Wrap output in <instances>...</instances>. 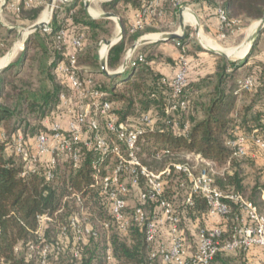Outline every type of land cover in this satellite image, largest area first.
I'll return each mask as SVG.
<instances>
[{"label": "trees", "instance_id": "16d2710c", "mask_svg": "<svg viewBox=\"0 0 264 264\" xmlns=\"http://www.w3.org/2000/svg\"><path fill=\"white\" fill-rule=\"evenodd\" d=\"M38 1L41 4L30 7H25L22 2L18 19L28 25L36 23L47 3V0ZM150 1L111 0L101 4L103 12L115 14L122 25V37L107 53L109 71L122 66L131 46L144 35L168 32L167 29L160 31L158 27L177 23L181 7L175 6L172 0H162L149 22L133 30L126 17L127 10L139 12ZM182 1L184 5L204 3L217 14L222 12L226 19L225 35L264 16V0ZM59 7L62 10L54 8L52 12L48 31L40 29L27 36L21 53L0 73V264H38L40 250L45 245L49 248L46 257L54 256V264H161L159 259L151 258L155 245L146 242L144 228L132 224L126 232L119 231L104 197L92 187L94 174H103L104 167L114 162L111 153L103 155L88 150L80 141L75 145L79 167L73 169L70 157H59L51 180L46 179L42 164L24 174V164L14 153L16 136L21 135L28 145H32L37 135L48 131L41 121L50 116L58 123L57 117L64 111L61 97L77 93L57 71L58 65L66 63V55L71 52H76V66L85 88L86 82L90 81L86 97H91L93 92L101 94L99 106L92 109L91 117L110 142L115 135L106 130V115L115 116L118 124L134 121L137 125L142 115L150 114L154 118L153 128H145L139 135L135 151L142 166L160 171L170 163L180 162L179 155H199L215 164L216 173L212 179L217 188H228L232 194L241 195L264 215V180L259 174L248 177L244 169L248 165L253 167L256 161L251 157H234L228 144L238 135L250 137L255 130L264 133V61L255 59L257 44L242 60L215 55L214 73L197 81L187 80L179 95L180 100L187 103V110H179L172 117L166 115V109L172 103L168 81L150 65L155 56L161 57L153 50L158 44L139 47L129 59L124 75L108 78L99 73L98 51L104 41L114 36L115 23L88 17L83 0L59 4ZM60 31H65L68 42L74 37L80 38L81 49L75 51L69 43L67 49L62 47L57 40ZM16 34L14 30L0 33V58L9 50ZM191 39L187 30L184 39L173 42L186 55L203 51ZM188 46L191 51H187ZM250 60L253 64L247 66ZM84 73L89 75L84 77ZM100 77L102 79H98ZM246 78L253 82L249 90L240 87ZM239 100L248 103L240 107ZM104 102L109 104L105 116L101 114ZM169 118L175 119L179 128L187 125L185 133L174 131L166 123ZM88 135L91 137L92 133ZM121 149L125 151L124 147ZM183 181L182 175L169 176L165 197L177 204L174 199L180 194L177 211L183 228L187 221L197 222L198 228H207L204 199L193 197L192 206L182 204L186 194V189L181 188ZM74 193L79 195V201L72 198ZM227 204V220H220L215 225L222 230V241L232 239L240 216L238 205L231 201ZM132 211L128 212L131 214ZM42 215L51 221L40 230L38 217ZM73 218L81 220L82 227H92L96 237L88 236L85 242L81 240L76 245L70 234ZM63 228L66 230L64 236L60 233ZM162 238L163 235L159 239ZM62 240L71 249L61 248ZM73 247L78 252L77 257L72 252ZM249 252L219 253L212 264H248L246 255Z\"/></svg>", "mask_w": 264, "mask_h": 264}, {"label": "built area", "instance_id": "2783aa9c", "mask_svg": "<svg viewBox=\"0 0 264 264\" xmlns=\"http://www.w3.org/2000/svg\"><path fill=\"white\" fill-rule=\"evenodd\" d=\"M34 1L22 0L25 7H30ZM161 1L151 0L148 6L139 11L132 24V29L140 28L148 23L150 18L156 14ZM172 2L175 6H180L182 0H172ZM19 10V7L14 8L16 13H19ZM218 15L222 25L225 26L224 15L220 11ZM44 30L48 31L47 28ZM57 40L66 49L68 43L75 51L81 49V39L74 37L68 42L65 31L59 32ZM75 53H68L66 63H61L57 67V71L67 79L70 88L80 96L77 97L78 104L74 105L75 107L70 97H61V104L66 115L69 116L67 129L64 130L58 123H52L47 127V132H42L35 137L32 145H28L21 135L14 138V153L24 164V174L33 172L38 164H42L46 179L51 180L54 177L53 170L59 157H70L73 169L78 168L80 158L75 145L82 141L88 150L100 152L103 155L109 152L113 155L114 162L104 167L103 174L99 172L94 174L92 187L97 188L99 196L104 197L119 231L126 232L132 224L144 228L146 242L149 245H155L151 253L152 259H159L161 264H212L219 253H231L238 250L249 252L257 248L262 250L264 261V215L252 202L241 195L232 194L228 188L219 189L215 186L212 179V175L215 174V164L204 160L199 155L189 154L185 161L170 163L160 171H151L142 166L135 151L139 135L145 128H153L154 118L150 114L142 115L137 125L129 127L122 123L118 124L115 116L106 115L109 104L104 102L101 114L106 115V130L114 134L115 138L110 142L100 132L99 125L91 117V113L92 109L98 108V102L102 97L101 94L95 92L90 94L91 97H86L90 81L86 82L85 88L79 78ZM188 72L189 63L182 52L177 60L175 75L171 80H167L171 89L170 101L172 102L166 109L168 116L173 117L177 111L187 110V103L181 101L179 95L186 85ZM252 85L253 82L249 78L240 83V87L244 90L251 89ZM166 123L179 134H184L187 130V125L179 128L173 118L166 120ZM88 133H92V136L90 137ZM82 136L85 139H82ZM228 144L233 149L234 157H258L264 167V133H257L255 130L250 137L238 135ZM121 147H124V152ZM45 155L49 157L44 162L42 159ZM204 166L207 168H203ZM172 174L184 177L181 188L186 189V194L182 204L192 206L193 197H201L207 207L208 219L226 221L229 214L227 202L231 201L238 205L240 216L231 240L222 241V230L218 227L199 228L198 232H195V248L191 254L189 253L180 215L172 201L165 197L167 178ZM131 194L135 195L136 205L130 214L128 198ZM72 198L80 200L76 193L72 194ZM148 205L153 207L151 214L145 210L144 206ZM50 221L51 219L46 215L39 216V229L41 230ZM70 227L79 235L86 234L92 237L97 235L92 227H81L74 219H71ZM62 234H65V228L62 229ZM162 235L166 236L167 240L164 241L163 238L160 240ZM47 249L48 246L42 249L43 256ZM74 256H78L77 251ZM41 264H45L44 259Z\"/></svg>", "mask_w": 264, "mask_h": 264}, {"label": "crops", "instance_id": "0c3cea01", "mask_svg": "<svg viewBox=\"0 0 264 264\" xmlns=\"http://www.w3.org/2000/svg\"><path fill=\"white\" fill-rule=\"evenodd\" d=\"M21 3H22V0H0V24L2 25V29L0 30V33L5 34L7 30H14L18 34L20 29H22L23 27H29L30 26L26 22H22L21 20H19L18 19V13H16L14 11V8L20 7ZM102 3H104V2H99V3L93 2L91 4L89 10H90V14L92 16H97L101 13H104L102 8H101ZM34 4L36 5V4H41V3L38 0H35L32 3V5H34ZM59 4H62V3H59ZM59 4H57V5L55 4V6H56L55 8H57V9L60 8ZM62 5H67V4H62ZM60 9L62 10V8H60ZM187 9H188L187 12H189L195 18V20L193 18V23H191L190 21H184L186 26H190V27L194 26L195 27L194 23H195V21H197L199 23L198 32L200 30V33H202V30H203V32L207 33L208 35H210L212 37H219V38L225 37V34L223 33V27L224 26L222 25V23L220 21V17L218 16L216 11L210 9L204 3L189 4V8H187ZM137 13L138 12L136 10H133L131 8H129L127 10L126 17H127L128 22L130 24L134 23ZM111 21H113V20H111ZM113 22L116 24L115 21H113ZM255 24H254V26H255ZM116 25H115V28H118V26L116 27ZM254 29H255V27L251 30L250 35L254 32ZM118 32H119V29H118ZM17 34H16V36H17ZM148 35H150V34H148ZM250 35H248L247 38ZM143 37H145V36H143ZM15 39H16V37H15ZM15 39L13 40L12 45H13ZM254 44H257V49H258V53L255 56V59L264 61V49L259 51L260 50L259 49L260 44H263V46H264V33L260 34L258 41H256ZM12 45H11V47H12ZM147 45H149V44H147ZM11 47L9 48V50L11 49ZM103 47H105V46H103ZM214 47H217V46H214ZM102 48H100L98 51L99 58H101L102 55L104 54V53H102ZM188 48H190V47L188 46L187 49ZM201 48H202V46H201ZM234 49L235 48H233V50ZM153 50L156 53L160 54L161 57L155 56V59L152 62H150V65L152 66V68L156 72H158L166 80H168V81L171 80L173 78V76L175 75V72L177 71V60L181 54V52L176 47V43L174 44L172 41L160 43L157 46H155L153 48ZM8 51L4 54V56L8 53ZM18 55L19 54L17 51L16 57L11 62H13L17 58ZM4 56H2L0 58V63H1ZM185 56H186V59L189 63V72L187 75V80L189 82L190 81H197L198 79L210 76L214 73L215 64H216V56L214 54L206 52L203 49V51L194 52L193 55H190L187 53V55L185 54ZM194 57H196V58L194 59ZM240 60H242V59H240ZM252 64H253V61L250 60V61H248V63L246 65L251 66ZM88 75H89V73L83 74L84 77H87ZM68 97L71 98L73 106L78 104L77 97H80V96L77 93L71 92V94H69ZM240 102H241V100L238 101V104H240ZM57 122L60 124V126L64 130L67 129L68 123H69V116L66 115L65 109L63 111V114H61V116L57 117ZM82 139H85V137L82 136ZM48 157H49V155H45V156H43L42 160L45 162V160H47ZM256 163L262 165L261 160L260 161L256 160ZM132 196L135 197V195H132ZM262 199L264 200V193L262 194ZM131 202L132 201L129 199L128 205H130ZM219 222H220V219H208V220H206V226H207V228H212L215 225H217ZM186 224H187L186 227L183 228V226H182V229H183V232H184V229L186 231V233L184 232V235L186 238L187 248L189 250V253L191 254L193 252V250H191V247L188 244V237L192 236L193 238H195V229H197L199 227V225L197 222H194V221H187ZM163 240L164 241L167 240V237L163 236ZM246 261L248 264H264L263 263V255H262L261 250L255 249V250L247 253Z\"/></svg>", "mask_w": 264, "mask_h": 264}, {"label": "water", "instance_id": "95a60500", "mask_svg": "<svg viewBox=\"0 0 264 264\" xmlns=\"http://www.w3.org/2000/svg\"><path fill=\"white\" fill-rule=\"evenodd\" d=\"M56 1H58L62 4H68L73 0H48L47 7H46V18H45V20H43V19L39 20L36 23L32 24L31 26L26 27V28H22L19 30L11 49L3 57V59L0 63V73L16 57V48L19 45H23L27 36H29L30 34H32L33 32H35L37 30L46 29L49 27V23L51 20L52 12L55 8ZM108 1H111V0H84V11L86 12L88 17H90L92 19L113 20L116 22L118 29H119V32H118L116 38L106 40L103 42L104 46L106 47V50H105L104 54L102 55V57L100 58V71H99V73L108 77V78L113 79V78H117V77L124 75V73L126 72L127 67H128V60L138 47L143 46V45H147V44H160V43H165V42H170V41H180V40L184 39V37L186 35V25L184 23L183 12L188 11V9H183L179 13L180 33H163V34L157 35L154 38H148L147 36L140 38L138 41H136L134 43V45L131 46V48L127 52L126 59L124 60L122 66L118 70L111 72L107 68V53L110 50V48L113 45H115L120 40V38L122 37L121 22H120L119 18L113 13H101L97 16H92L90 14V10H89L90 6L93 2H108ZM198 28H199V25H198V22L196 21V23H195L196 34H198ZM263 30H264V16L257 22L255 29H254V32L240 46L235 48L230 54H227L226 52H224L220 49L208 47L204 44L201 46L206 52H209V53L214 54V55L222 56V57H225L228 59L236 57L237 54L243 48L247 47L248 48L247 52L245 53V55L242 58H240V59H244L249 54V50L252 48L254 43L256 41H258L259 36Z\"/></svg>", "mask_w": 264, "mask_h": 264}, {"label": "rangeland", "instance_id": "374dc122", "mask_svg": "<svg viewBox=\"0 0 264 264\" xmlns=\"http://www.w3.org/2000/svg\"><path fill=\"white\" fill-rule=\"evenodd\" d=\"M47 3H48V0H47ZM47 3H46V5L44 6V9H43V11H42V14H41V16H40V18H39V20H42V18H43V15L45 14V12H46V7H47ZM60 2H58V1H56V5L57 4H59ZM96 3V2H95ZM99 3V2H98ZM178 7H181V10H180V12L183 10V9H187V8H189V5H184V2L182 1V3H181V5L180 6H178ZM179 12V13H180ZM179 13H178V21H177V23L176 24H170V25H165V24H162V26L161 27H158L159 28V30L160 31H165V29H167L168 30V32H158V33H152V34H150V35H160V34H163V33H180V28H179ZM184 13H189V12H187V11H184L183 12V14ZM52 17V16H51ZM258 22V21H257ZM257 22H254V23H251L249 26H246V27H239V29H237V30H235L234 32H231V33H229V34H226L225 35V37L224 38H219V37H212V36H210V35H208L207 33H205V32H203V30H202V35L204 36V37H206V38H208V39H210V40H212V43L214 44V46H217L218 48H221L222 50H231V49H233V48H236V47H238V46H240L244 41H245V39L247 38V36L248 35H250V33H251V30H252V27L254 26V24L255 23H257ZM116 25V24H115ZM198 25H199V23H198ZM31 26V25H30ZM116 27H117V25H116ZM23 28H26V27H23ZM188 30V33H190V37L192 38L191 40L194 42V43H196V45H198V46H200L201 47V45H203V42H202V40H201V38L199 37V35L198 34H196V32H195V27L194 26H186V31ZM264 31V30H263ZM117 34H118V28H115V32H114V36L111 38V39H114V38H116V36H117ZM150 35H144L145 37L146 36H150ZM108 40H110V39H108ZM173 42V41H172ZM215 42V43H214ZM174 44H175V42H173ZM104 46V44H102L101 45V47L100 48H102ZM22 47H23V45H22ZM189 49V50H188ZM187 49V51H191V49L190 48H188ZM259 51H261V50H263L264 49V46H263V44H260V46H259ZM21 51H22V48H21V50L20 51H18V54H20L21 53ZM218 56V55H217ZM196 57H194V59H195ZM232 60H240L239 58H236V57H233V58H231ZM98 79H102V78H98ZM247 103L248 102H240V107H241V105H247ZM52 123H54L53 122V117H50V116H48L46 119H44L43 121H41V125H43V127H49ZM127 126H129V127H131V126H134V125H136V123L133 121V122H131V121H129V122H127V124H126ZM30 140H31V142H32V138H30ZM255 153V150L253 151V154ZM188 155L189 154H182V155H179V157H178V159H179V161L180 162H183V161H185L186 160V158H188ZM252 158V157H251ZM252 160L253 161H260V159L257 157H253L252 158ZM250 161V160H249ZM250 163V162H249ZM203 168H207L206 166H204ZM245 171H246V173H247V176L248 177H250V178H253L255 175H257V174H259L260 175V177L262 178V180H264V167L262 166V165H260V164H258V163H256V162H253V167L252 166H250V165H248V166H246L245 168ZM220 172H222V170L221 171H219V173ZM215 173H216V169H215ZM223 189H227V188H223ZM133 194H131L130 195V198H128V200L130 199L132 202H131V204L130 205H128V211H131L132 209H133V207L136 205V198L134 197V196H132ZM180 195V194H179ZM179 195L178 196H176L175 197V199H174V201H177L176 203L178 204L179 202V200L181 199V196L179 197ZM171 200V199H170ZM177 204H174V208L177 210ZM152 206L151 205H148V206H146L145 207V210H146V212L148 213V214H151V211H152ZM74 220H76L78 223H80V221L81 220H79L78 218H73ZM45 226V225H44ZM82 227V226H81ZM198 230H199V228H197V229H195V232H198ZM65 232H66V230H65ZM61 235L62 236H64L63 234H62V230H61ZM71 236H72V239L75 241V244H76V242H80L81 240L83 241V242H85L86 241V239H87V235L86 234H84V235H79V234H77V232L75 231V230H73V229H71ZM120 237H123V235H120ZM195 242H196V240H195V238H193L192 236H190V237H188V244L190 245V247H191V250H194V248H195ZM72 243V242H71ZM74 245V243L72 244V246ZM77 245V244H76ZM46 246V245H45ZM44 246V247H45ZM68 248H67V247ZM64 245V243H63V240H62V247L61 248H63L64 250H68V249H71V247H69L68 246V244L67 245ZM71 246V245H70ZM75 246V245H74ZM43 247V248H44ZM59 247V246H58ZM42 248V249H43ZM65 248H67V249H65ZM42 249L40 250V254H39V263L38 264H41V262H42V260L44 259V262H45V264L47 263V264H51V263H53V261H54V256H51V257H49V259H47V257H46V254H47V252H48V250H49V248L47 249V252H46V254H45V256H43L42 255V253H41V251H42ZM74 247L72 248V252H73V254L76 252V249H74ZM69 253V252H68ZM54 264V263H53Z\"/></svg>", "mask_w": 264, "mask_h": 264}, {"label": "bare ground", "instance_id": "6f19581e", "mask_svg": "<svg viewBox=\"0 0 264 264\" xmlns=\"http://www.w3.org/2000/svg\"><path fill=\"white\" fill-rule=\"evenodd\" d=\"M190 13H185L184 15H183V17H184V21H190L191 23H193V16L190 14ZM45 18H46V12H45V14L43 15V20H45ZM194 20H195V18H194ZM195 23H196V21H195ZM194 23V24H195ZM257 24V23H256ZM256 24H255V26H256ZM254 26V27H255ZM253 27V28H254ZM252 28V29H253ZM200 30H199V32H198V35L200 36V38H201V40H202V42H203V44L204 45H206V46H208V47H212V48H216V49H220V50H222L221 48H218V47H214V44L212 43V40H210V39H208V38H206V37H204L203 35H202V33H200ZM148 38H154V37H156V35H150V36H147ZM215 43V42H214ZM22 48V45H19L17 48H16V52L17 51H19L20 49ZM105 50H106V48L105 47H103L102 48V53H104L105 52ZM247 50H248V48L247 47H245V48H243L238 54H237V56H236V58H242L244 55H245V53L247 52ZM222 51H224V52H226L227 54H230L232 51H233V49H231V50H222Z\"/></svg>", "mask_w": 264, "mask_h": 264}]
</instances>
